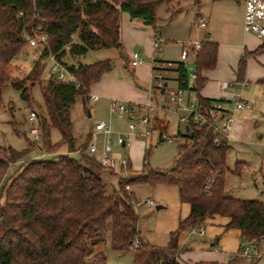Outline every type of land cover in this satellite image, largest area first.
Segmentation results:
<instances>
[{"label":"trees","instance_id":"obj_1","mask_svg":"<svg viewBox=\"0 0 264 264\" xmlns=\"http://www.w3.org/2000/svg\"><path fill=\"white\" fill-rule=\"evenodd\" d=\"M159 3L160 0H0V104L7 84L20 91L21 100L37 118L41 135L39 144L27 139L28 147L21 152L0 147V264H97L104 257L95 249L103 242L108 224L109 249L116 253L132 251L133 264H178L180 234L204 225L213 216L227 218L225 231H240L243 244L258 245L264 238V202L230 197L225 191L226 155L230 147L220 135V143L215 146L210 127L190 126L187 133L184 130L182 135L178 134L183 143L177 147L176 159L169 169L146 168L147 150L143 174L125 183L118 180L117 188L110 194H106L101 173H114L102 168L97 158L88 154L91 132L84 142L77 143L70 109L77 98L86 107L89 87L108 73L111 65L109 61L89 65L69 61L91 50L120 48L121 14L153 29ZM36 26H41L47 35L46 48L24 78H14L11 62L26 45L25 35ZM261 53L264 44L241 57L239 79L246 58ZM48 54L56 55L74 75L78 89L49 72L48 78L41 80V61ZM217 54L218 45L205 40L194 57L193 93L205 108L215 101L198 94L206 81L202 73L215 69ZM170 70L175 73L176 86L186 88L183 65L176 63ZM35 85L40 88L41 106L31 97ZM155 121L156 118L152 119L151 130L164 134L166 127L153 125ZM52 131L59 133V142L51 141ZM62 148L67 153H59ZM33 150L45 157L26 159ZM77 153L78 159L71 156ZM243 165L235 164L239 174ZM209 179L211 188L206 192L204 187ZM135 183L175 187L180 203L189 205L188 217L170 233L165 248L143 244L139 238L135 202L132 194L124 190V185ZM135 240L139 242L137 249H133Z\"/></svg>","mask_w":264,"mask_h":264},{"label":"rangeland","instance_id":"obj_2","mask_svg":"<svg viewBox=\"0 0 264 264\" xmlns=\"http://www.w3.org/2000/svg\"><path fill=\"white\" fill-rule=\"evenodd\" d=\"M160 3L156 9L157 25L159 26L157 29L147 28L140 21H132L126 14H121L120 48L91 50L84 56L75 57L69 61L76 65H89L99 61H109L111 65L110 71L89 87V94H96L99 96V100L93 104L86 101V107L84 108L82 100L77 98L75 104L70 109L73 134L77 137V143L85 141V136L88 135L91 127H94L96 121H109L111 119L108 108L109 99L133 104H143L148 101L150 97L149 88L151 86V58L153 56L151 41L155 32L159 34L162 40L164 38L171 40L163 43L158 60L172 63L178 61L180 53L178 41L189 40L188 38L194 39L196 34H200L201 37L204 36L206 40L209 37L207 33H209L210 29L213 30L214 38L219 39L220 42L221 40L224 43L226 41L229 42V45L233 49L232 52L236 54L238 52L239 54L242 53L241 50L237 52V49L243 46L249 50H247V53H252L257 49L256 42L264 44L263 39H258L252 34L244 32V37L239 25L243 17V6L238 0H160ZM202 12L212 15L210 25L207 21L208 17L201 15ZM199 21L207 24V27L201 28L198 24ZM227 32L230 34L229 37H225V33ZM139 49L142 50L139 54L140 58L144 61L137 67H133L132 55L134 52L139 53ZM251 49L252 51H250ZM41 50V47H30L26 43L11 62L12 77L18 79L24 78L33 65L39 62L41 55L39 51ZM228 54L230 55L231 53L228 51ZM228 54H224L223 60L225 61V65L223 63V70H220V72L226 71V73L232 74L231 72L234 68L233 60L231 64ZM254 56L247 57L255 61L258 67L253 66L251 74L254 73L253 75L256 76L259 72L263 75L264 60H256ZM238 59L234 62V66H237V69L238 61L241 59L240 55ZM41 65L43 70L40 69V77L41 80H46L49 75L50 63L45 58L41 61ZM188 69L190 71L194 69L193 60L191 61V59L188 62ZM205 72L207 73V71ZM135 73H137L138 77ZM169 74L175 79L173 71ZM261 78L264 77L262 76ZM229 80L231 79H226L227 82H231ZM254 90H256V96L259 92L257 84L250 83L246 93L250 94ZM31 97L35 103L40 106L42 105L38 85L32 88ZM259 97L261 102L262 98L260 95ZM155 101H157L159 106L163 105L164 96L156 93ZM244 110L245 112H249L251 108H244ZM87 111L91 112L92 116L90 118L87 116ZM30 113V109L21 100L20 91L13 89L10 84H7L2 92V102L0 104V147L11 148L17 152L27 149V139L30 140L28 129L32 125L28 120ZM253 113L254 115L247 119V127L250 129L254 125L256 133L249 137V134L245 132L243 138L234 141L235 143H229L230 148L226 155V168L228 171L226 173L225 184L226 191L230 197L264 202V110L259 107L256 111L253 110ZM154 118L155 113H152L151 119ZM161 118L163 119L162 121L156 118L153 125L160 124L162 127L164 124L166 125L164 133L166 140L164 141L159 140V132L151 131L148 141H145L143 138H136L130 146L125 148L117 146L114 141L112 142V157L116 159L125 158L128 161V168L123 171L119 170V172L113 175L107 172L101 173V179L106 184V194L112 193L117 188L118 180L121 179L125 183L127 182L125 178L135 179L139 176L147 150H149V156L146 160V168L165 170L172 166L177 156V147L183 143V139L177 137L178 134H183V126L178 123V115L174 114L171 110H165ZM113 126L114 128H122L124 124H118L114 121ZM153 128L155 129V126ZM59 140V133L52 131L51 141L56 143ZM93 143L99 153L103 152L105 145L104 136L101 134L97 135ZM59 153L63 154L67 153V151L65 148H62ZM40 155V151L33 150L26 159L33 157L40 158ZM71 156L75 159L79 158L78 153ZM236 163H245L242 167H239L240 174L235 169ZM14 168L13 166L11 171ZM130 193L132 194L133 201L140 204V207L135 209L138 217L137 229L140 240L143 244L152 247L165 248L169 241V235L175 232L179 220H184L188 217V215H183L184 212L178 198L177 189L169 186L151 187L148 184L135 183L130 185ZM148 199H151L155 203L154 207L148 208L143 204ZM156 206H162V209L156 210ZM200 227L194 229L197 230ZM202 227L205 230V237L188 236L189 231H187L185 240L179 236L178 246L186 244L187 247L195 249L198 245L207 244V238L210 237L209 226L202 225ZM231 233H225L221 238H231L232 236H229ZM109 235L110 225L108 224L107 230L103 235V242L95 249L96 253H101L104 257V260L98 261L97 264H133L132 251L116 253L109 249ZM186 239H188V242ZM234 240L233 238L231 241L228 240V245L225 247L220 245L218 252L223 254L226 250L234 248L236 250L233 253H235L238 244ZM184 241L187 243H184ZM185 257H188L191 261L194 260L191 255H186ZM236 261L238 263L250 264L249 261L246 262V260H242L240 257ZM255 264H264V258L258 260Z\"/></svg>","mask_w":264,"mask_h":264},{"label":"built area","instance_id":"obj_3","mask_svg":"<svg viewBox=\"0 0 264 264\" xmlns=\"http://www.w3.org/2000/svg\"><path fill=\"white\" fill-rule=\"evenodd\" d=\"M243 6V30L245 33L254 35L258 39L264 40V0H238ZM22 16V13H19ZM199 26L204 28L206 24L199 21ZM26 43L30 47L46 48L47 35L43 32L41 26H36L31 34L25 35ZM164 41L160 38L157 32L154 33L151 41L152 47V59H151V86L149 88V99L143 104H133L119 101L116 99H110L108 108L111 119H127L126 131L122 135L114 133L112 129L111 121H99L90 134V143L88 146V154L95 156L100 166L108 171L116 172L123 171L128 168V161L125 158H113L111 155V144L114 141L117 146L125 148L130 146L136 138H143L148 141L151 135L152 119L151 115L156 110H171L174 114L178 115V123L185 127H188V131L191 127L196 129H202L204 127H210L212 134L214 135L212 143L215 146L219 145V135L228 139V133L230 131L231 123L233 122V116L230 114V103L233 104L235 110H241L245 108L244 103L240 100L239 96L233 95L230 101L229 98H221L211 104L210 107L205 108L198 103L197 99L193 95V91L196 89V75L195 70L190 71L188 69L189 59H194L195 53L198 51L200 43L192 41H183L179 43V63L183 65L186 76L187 86L186 88H179L177 86H170V83L175 82V79L169 74L170 69L174 68V63L159 61L158 57L162 51V45ZM68 50V46L65 47ZM46 60L50 63L49 73L53 75L57 80L65 82L79 88L77 79L72 73H70L66 67L56 58V55L48 54ZM144 60L140 58L139 53L132 55V66L137 67ZM194 68V65H193ZM169 72V73H168ZM176 83V82H175ZM238 86L245 88L246 83H239L237 81H223L219 84L222 91L235 90ZM160 93L164 96L163 105L159 106L155 101V94ZM99 97L93 94L87 95L88 103H96ZM32 123L28 129V136L32 144H39L41 142V135L39 133L37 118L33 113H30L28 118ZM142 128L139 132L138 129ZM101 134L105 138V145L103 152L98 153V149L93 143L97 135ZM159 140L164 141L166 137L164 134L159 135ZM99 154V155H98ZM41 158L45 155L41 154ZM13 166L10 165V170ZM143 172L139 174L141 176ZM127 181L131 180L125 178ZM212 181L209 179L205 185V191L208 192L211 188ZM124 190L130 192V186L124 185ZM146 207L152 208L155 203L148 199L143 203ZM140 204L135 202V209H138ZM190 235L203 236L205 234L204 228L201 226L199 229H188ZM139 247L138 240L134 241L133 249ZM262 247V250L260 249ZM239 255L247 261L260 260L264 258V238L261 239L260 244H245L240 250Z\"/></svg>","mask_w":264,"mask_h":264},{"label":"crops","instance_id":"obj_4","mask_svg":"<svg viewBox=\"0 0 264 264\" xmlns=\"http://www.w3.org/2000/svg\"><path fill=\"white\" fill-rule=\"evenodd\" d=\"M159 4H161V3H159ZM164 10L166 11L165 8H164ZM201 15L208 17L207 21L210 25L212 15L210 13L204 14V12H202ZM157 24L158 23H157V19H156L155 27L153 29H157L159 27ZM239 25H240V29L243 31V34H244L243 17H242L241 23ZM206 27H207V24L204 28H206ZM207 34L210 38L208 37L206 40L218 45L217 64H216L215 70L207 71V73L206 72L203 73V77L206 79V81L198 93L199 96L203 99H207V100H211V101H216L218 99L226 97V98H229L231 101L232 96L236 95V96H239L240 100L244 103L245 108H248V107L251 108V110H249V112H245L244 108L241 110H235L233 107V104L230 103L229 108L231 109L230 114L233 116V122L231 123L230 131L228 133L227 141H228V145H229L230 142L233 143L234 141H238L239 139L243 138V134L245 132L247 134H249V137H250V135H253L256 133V127L254 125L250 129H248L247 119L250 116L254 115L253 110L256 111L257 108L259 109V107H261L264 110V92H263L264 91V78H261L262 76L264 77V74L262 75V73L260 74L259 72H258V75H256V76L253 75L254 73L251 74V68L253 66H255L256 68H258V67L255 64V61H252L250 58H247V60L245 62L246 64H245V69H244L243 75L239 79L238 73H237V66L236 67L234 66V62L236 61V59L239 58V55H240V57H242L245 53H247V50H248L247 47L243 46L242 48H238L237 52H238V50H241L242 53L239 54V52H238L236 54L235 52H232L233 49L229 45V42L226 41L224 43V42H222V40L220 42L219 39L214 38L215 36H214L212 29H210L209 33H207ZM225 35H226L225 37L230 36V34L228 32L225 33ZM244 37H245V34H244ZM188 39L189 40H180L177 43L179 45V43H181L183 41H192V42H198V43L205 41L204 36L201 37L200 34H196L194 39H190V38H188ZM245 40H246V38H245ZM163 41L167 43L171 40H166V38H164ZM256 44H257L256 47L263 45V43L260 44L258 42H256ZM228 51L231 53L230 55L228 54ZM250 51H252V49ZM39 52H41V51H39ZM138 52L140 54L142 52V50L139 49ZM224 54H228V56H229L228 58L231 59L230 60L231 64H232L231 61L233 60V67L234 68H233V71L231 72L232 74H228V73H226V71L220 72V70H223L222 69L223 63L225 62L223 60L224 56H225ZM254 57L256 60H259V61L264 60V54L256 55ZM228 58H227V62H228ZM192 60H193V64H194V59H191V61ZM173 63H175V64L179 63V57H178V61L173 62ZM238 63H239V61H238ZM224 65H225V63H224ZM135 74L138 77L137 73H135ZM226 79H231L229 81H237L239 83H241V82L246 83L247 86L245 88L238 86L235 90L222 91L219 87V84L223 81H226ZM250 83L257 84V88L259 91V92L257 91L258 92V94H257L258 96L256 95L257 97L255 96L256 90H254L250 94L246 93V90H248ZM169 85L174 87V86H176V83L173 82V83H170ZM94 95H96V94H94ZM193 95L196 96V93H193ZM259 95L262 98L261 102H260ZM249 103L251 104L250 106H249ZM163 112H164L163 110H156L154 112L155 118H158L159 121H162L163 119L161 118V115L163 114ZM87 116L90 118L92 116L91 112L87 111ZM110 121H111L112 129H113L114 133L120 134V135L125 133L126 126H127V119L119 120V119L114 118V119H110ZM114 121L118 124L123 123L124 127H122V128H116L115 127L114 128V126H113ZM97 122H99V121H96L95 124ZM164 127H166L165 124H164ZM92 131H93V128L91 127L90 132H92ZM138 131L141 132L142 128H139ZM98 153H99V151H98ZM243 164H245V163H243ZM143 171H144V159H143V168L140 171V173ZM225 191H226V184H225ZM181 205H182V210L184 212L183 215L184 216L189 215V212H190L189 205L183 204V203H181ZM160 207L162 209V206H160ZM179 221H181V220H179ZM228 222H229V220L227 218H223V217H219V216H213L211 218H208L204 222V225L209 226V231H210V237L207 238L208 239L207 244L198 245L195 247V249L191 248V247H187L186 244H182V245H180V247L178 246L180 252L178 254L177 263L178 264H237L238 261H236V260L239 257L242 260H246L242 256L239 255L240 250L243 248V246H245V244L242 243L240 231L235 230V229L225 231V226ZM187 231H188V229L184 230L180 234V237L183 238V240H185V236L187 234ZM228 232L229 233L233 232L229 235V236H232L231 238H229V237H226L225 239L221 238V236L223 234H225V233L228 234ZM189 235L190 234H188V236ZM194 236H196L198 238H202V237H205V234L201 237L197 236V235H194ZM232 238L235 239L234 241L238 244L237 251L235 252L236 254L233 253L236 250L234 248L226 250V252L223 254L219 253L218 247H220V245H223L224 247L227 246L228 240L231 241ZM186 240L188 242V239H186ZM178 242H179V240H178ZM187 242L184 241V243H187ZM260 249H262V247ZM186 255H191L194 260H192V261L189 260L188 257H185ZM246 262H247V260H246ZM256 262H258V260H253V261H250L249 263L255 264ZM238 264H243V263H238Z\"/></svg>","mask_w":264,"mask_h":264},{"label":"water","instance_id":"obj_5","mask_svg":"<svg viewBox=\"0 0 264 264\" xmlns=\"http://www.w3.org/2000/svg\"><path fill=\"white\" fill-rule=\"evenodd\" d=\"M185 131H186V133L188 132V127L187 126L185 127ZM155 209L159 210V209H161V207L160 206H156ZM242 243H244V240H242Z\"/></svg>","mask_w":264,"mask_h":264}]
</instances>
